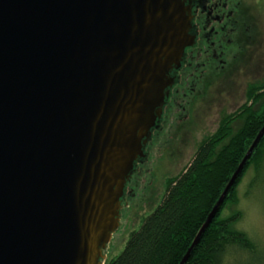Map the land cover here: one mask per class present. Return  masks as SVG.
<instances>
[{
  "label": "water",
  "instance_id": "95a60500",
  "mask_svg": "<svg viewBox=\"0 0 264 264\" xmlns=\"http://www.w3.org/2000/svg\"><path fill=\"white\" fill-rule=\"evenodd\" d=\"M184 0H0V264H105L188 45ZM264 136L201 225L185 264Z\"/></svg>",
  "mask_w": 264,
  "mask_h": 264
},
{
  "label": "trees",
  "instance_id": "16d2710c",
  "mask_svg": "<svg viewBox=\"0 0 264 264\" xmlns=\"http://www.w3.org/2000/svg\"><path fill=\"white\" fill-rule=\"evenodd\" d=\"M237 116L245 118L241 127L233 133L230 126L222 125L205 141L186 171L168 179L161 201L130 232L121 253L105 264H180L264 124V83L249 88ZM219 134L220 148L215 141ZM252 166L264 177V136L185 264H215L218 248L230 238L227 225L218 220L220 211L235 198L237 185Z\"/></svg>",
  "mask_w": 264,
  "mask_h": 264
},
{
  "label": "flooded vegetation",
  "instance_id": "af4514ba",
  "mask_svg": "<svg viewBox=\"0 0 264 264\" xmlns=\"http://www.w3.org/2000/svg\"><path fill=\"white\" fill-rule=\"evenodd\" d=\"M184 2L189 8L187 13L190 16L189 33L192 36V43L186 47L180 65L170 72L173 83L167 89L161 115L144 146L145 156L136 160L133 173L125 186L120 223L124 206L137 193L140 175L144 170L150 169L148 161L152 146L157 145L160 148L168 145L180 132L189 138L188 130H197L194 119L197 117L195 109L198 108L195 107L207 102L213 89L221 92L229 83L231 76L252 73L262 68L259 64L264 51V0H184ZM259 86L260 84H255L254 87ZM225 99L226 97L220 98L215 130L209 134L204 132L200 136V140L195 144L194 155L222 125L230 126L235 133L245 122L244 117L237 116V111L244 105L243 101L236 108L229 109L225 106ZM252 103L253 101H250L248 105ZM188 125L190 128L186 129ZM220 138L219 134L215 139L219 148L223 145L222 141L218 140ZM190 147L188 142L187 148ZM181 159L176 164H181ZM192 159L175 176L168 178L186 171Z\"/></svg>",
  "mask_w": 264,
  "mask_h": 264
},
{
  "label": "rangeland",
  "instance_id": "374dc122",
  "mask_svg": "<svg viewBox=\"0 0 264 264\" xmlns=\"http://www.w3.org/2000/svg\"><path fill=\"white\" fill-rule=\"evenodd\" d=\"M260 62L259 66L262 68L252 73H239L231 76L223 91L218 92L213 89L207 98L209 102H204L202 105L198 104L195 107L198 108L197 110L195 109L197 117L194 119L197 124V130L191 131L189 129V138L180 132L176 137L172 138L168 145L160 148L157 145L152 146L151 156L148 161L150 169L142 172L139 177V187L136 195L131 197L123 208L120 226L114 232L111 241L105 249V262L121 253L130 232L138 228L143 216L155 208L164 194L168 177L175 176L192 159L196 148L195 144L200 140V136L204 132L209 134L215 130L221 102L220 98L226 97L224 100L225 106L229 109H234L242 101L245 103L248 100V90L252 85L264 83V51L263 56L260 57ZM234 101L236 102L235 104ZM190 125L186 129L190 128ZM191 135H194V137H191ZM188 142L192 148H187ZM183 154L185 155L183 156ZM180 158H182L181 164L178 165L176 162ZM249 170H254L253 166Z\"/></svg>",
  "mask_w": 264,
  "mask_h": 264
},
{
  "label": "clouds",
  "instance_id": "9594fccd",
  "mask_svg": "<svg viewBox=\"0 0 264 264\" xmlns=\"http://www.w3.org/2000/svg\"><path fill=\"white\" fill-rule=\"evenodd\" d=\"M235 193L218 217L230 238L218 248L215 264H264V177L247 171Z\"/></svg>",
  "mask_w": 264,
  "mask_h": 264
}]
</instances>
